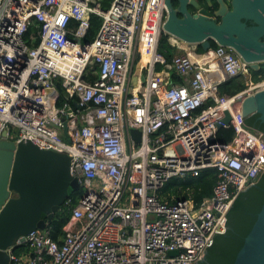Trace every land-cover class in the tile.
<instances>
[{
    "label": "built area",
    "instance_id": "2783aa9c",
    "mask_svg": "<svg viewBox=\"0 0 264 264\" xmlns=\"http://www.w3.org/2000/svg\"><path fill=\"white\" fill-rule=\"evenodd\" d=\"M92 15L101 24L86 42ZM165 17L162 0H112L106 10L99 0H0V139L6 131L7 140L67 154L84 190L75 204L65 201L61 243L34 230L16 244L25 253L9 249L10 264H195L264 172V134L233 106L264 79L246 81L249 64L221 45L200 54L168 37L178 53L167 61L158 51ZM31 19L35 47L23 40ZM142 57L137 91L131 78ZM231 79L244 87L220 95ZM218 125L234 130L228 142L217 140ZM205 169L219 177L200 204L160 197L170 179Z\"/></svg>",
    "mask_w": 264,
    "mask_h": 264
},
{
    "label": "water",
    "instance_id": "95a60500",
    "mask_svg": "<svg viewBox=\"0 0 264 264\" xmlns=\"http://www.w3.org/2000/svg\"><path fill=\"white\" fill-rule=\"evenodd\" d=\"M162 1L167 37L201 47L205 52L211 49L212 42L232 48L249 64L246 81H252L253 73L264 68V0ZM145 63L146 58L142 57L133 71L131 85L137 91L144 83ZM233 106L243 118L258 115L264 122V89ZM222 123H230L228 110L224 111ZM132 134L139 141L140 133L133 130ZM6 135L3 132L0 139V264H10L8 251L16 247L20 237L37 229L48 230L69 194L79 191L77 180L70 174L67 154L41 149L28 140L15 143ZM64 138L69 141L65 130ZM224 225L226 231V221ZM218 234L214 233L213 241ZM205 255L206 252L200 262L208 264ZM233 264H264V202Z\"/></svg>",
    "mask_w": 264,
    "mask_h": 264
},
{
    "label": "trees",
    "instance_id": "16d2710c",
    "mask_svg": "<svg viewBox=\"0 0 264 264\" xmlns=\"http://www.w3.org/2000/svg\"><path fill=\"white\" fill-rule=\"evenodd\" d=\"M101 9L106 10L112 0H99ZM101 20L99 17L92 15L90 17V25L86 42H91L99 28ZM38 23L31 19L28 29L24 35V43L29 47H35L39 43L37 37ZM216 44L212 42L211 49L216 48ZM158 51L163 57L170 61L173 55L178 53L176 47L172 46L168 37L163 34L161 36ZM198 53H205L198 47ZM204 57V56H203ZM206 58H210L206 55ZM253 77L264 79V68L257 73H253ZM176 83H181L180 78L174 77ZM244 87L243 81L239 79H231L221 84L219 87L220 95L232 96ZM245 124L264 134V122L258 119V115L245 118ZM234 130L232 128H222L217 132V140L222 143L228 142ZM219 175L215 169H205L196 178L187 177L180 179L174 177L170 179L164 187L160 190V197L167 200L169 203L177 200L191 198L196 204H200L205 197L212 194V187L217 181ZM74 193L69 194V198L73 199L74 204L76 199L73 197ZM264 202V173L258 178L257 182L241 192L234 200L226 218L227 229L223 234H218L214 237L213 244L206 250V261L208 264H233L235 257L243 245L244 239L250 232L258 212ZM45 219V216H42ZM70 219V211L64 204L60 210L54 215L52 223L49 227L51 238L61 243V238L64 235L63 227ZM26 252V247H16L13 249L15 255H22ZM206 264V263H201Z\"/></svg>",
    "mask_w": 264,
    "mask_h": 264
},
{
    "label": "bare ground",
    "instance_id": "6f19581e",
    "mask_svg": "<svg viewBox=\"0 0 264 264\" xmlns=\"http://www.w3.org/2000/svg\"><path fill=\"white\" fill-rule=\"evenodd\" d=\"M187 50L190 52V54H191L193 60H195V59H196V60H198V59H202L203 56H201V55H195V54L192 52L191 49H187ZM260 84H262V85L264 86V82H260ZM255 86H256V85H255ZM255 86L253 85L252 87H255ZM259 86L262 87L261 85L258 84L257 87H259ZM260 89H261V88H260ZM263 89H264V88H263ZM254 93H255V92H254ZM254 93H253V94H254ZM251 95H252V94H251ZM227 96H228V95H227ZM230 121H231V115H230ZM262 174H263V173H262ZM262 174H260V176H261ZM260 176H259V177H260ZM259 177H258V178H259ZM257 180H258V179H257ZM257 180H256V182H257ZM256 182H255V183H256Z\"/></svg>",
    "mask_w": 264,
    "mask_h": 264
},
{
    "label": "rangeland",
    "instance_id": "374dc122",
    "mask_svg": "<svg viewBox=\"0 0 264 264\" xmlns=\"http://www.w3.org/2000/svg\"><path fill=\"white\" fill-rule=\"evenodd\" d=\"M190 11H192V10H190ZM254 80H256L255 79V77H252ZM240 81H242L241 79H239ZM245 119V118H244ZM244 119H243V125H246L245 123H244ZM247 126V125H246ZM249 127V126H248ZM250 129H251V127H250ZM252 131H254V132H258V131H256V130H253V129H251ZM84 192V190L83 189H80L79 191H77V192H75L74 193V195H73V197H74V199H76V200H78L80 197H81V195H82V193Z\"/></svg>",
    "mask_w": 264,
    "mask_h": 264
},
{
    "label": "flooded vegetation",
    "instance_id": "af4514ba",
    "mask_svg": "<svg viewBox=\"0 0 264 264\" xmlns=\"http://www.w3.org/2000/svg\"><path fill=\"white\" fill-rule=\"evenodd\" d=\"M205 257H206V255H205ZM196 264H201V262L199 261L198 263H196Z\"/></svg>",
    "mask_w": 264,
    "mask_h": 264
}]
</instances>
